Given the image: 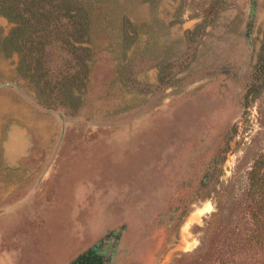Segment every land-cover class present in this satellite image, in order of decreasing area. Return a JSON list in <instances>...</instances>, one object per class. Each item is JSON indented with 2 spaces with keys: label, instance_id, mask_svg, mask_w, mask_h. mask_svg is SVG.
I'll return each mask as SVG.
<instances>
[{
  "label": "rangeland",
  "instance_id": "rangeland-1",
  "mask_svg": "<svg viewBox=\"0 0 264 264\" xmlns=\"http://www.w3.org/2000/svg\"><path fill=\"white\" fill-rule=\"evenodd\" d=\"M36 1L0 7V264L125 227L121 264H264V0Z\"/></svg>",
  "mask_w": 264,
  "mask_h": 264
},
{
  "label": "trees",
  "instance_id": "trees-1",
  "mask_svg": "<svg viewBox=\"0 0 264 264\" xmlns=\"http://www.w3.org/2000/svg\"><path fill=\"white\" fill-rule=\"evenodd\" d=\"M21 1L22 2L15 3L17 7H14L13 4L12 5L9 4V3H12L13 0H0V7L5 6L6 4L7 5L9 4L12 7L10 9H4V7L3 9L1 8L2 13L6 17H8L10 21L20 24L21 22H24L26 18H29L30 20H32L31 22L32 24L30 25L33 26L34 25L33 22L39 21L37 16L43 17V19L46 18L45 15H42V13H40L39 9L37 8L38 6L39 8L41 6L39 4L37 6L36 0H21ZM40 1H42L41 4H45V6L50 5L51 8H52V5H54L53 0H46V1L40 0ZM63 2L64 3L61 4L62 5L61 10L59 11L63 12V16L71 17L72 16L71 9L73 5L72 1L63 0ZM27 21L28 20H26V22ZM22 31H25V29L22 27L20 28L18 27V29H16V31L13 32V35L11 37H9L7 40H4L2 43L0 42V50L9 55L10 52L14 50L16 45L19 47L21 38L19 37V35L15 36V34L16 32H22ZM33 35L36 36V34H33ZM25 42H30L31 43L30 49L37 52L36 47L34 46L35 42L33 40L27 39ZM25 42L23 40L22 43H25ZM36 44L39 45L40 43H36ZM38 51L41 52L40 49H38ZM260 171H261L260 163H256L255 168H253L251 172L249 173L248 180H249L250 190L254 191L252 192V194L254 195H256L257 192L260 190L264 191L263 179L261 177L262 174L260 173ZM253 218L256 224L259 225V227H261V229L264 230V200L259 204L258 208L254 210ZM261 237L264 238V235H262Z\"/></svg>",
  "mask_w": 264,
  "mask_h": 264
},
{
  "label": "flooded vegetation",
  "instance_id": "flooded-vegetation-1",
  "mask_svg": "<svg viewBox=\"0 0 264 264\" xmlns=\"http://www.w3.org/2000/svg\"><path fill=\"white\" fill-rule=\"evenodd\" d=\"M252 18H254L253 11L250 12L251 22ZM195 151L196 156L203 153L196 149ZM195 177L193 181L196 179ZM125 228L107 231L94 245L72 260L70 264H121V258H124L122 255L126 253V251H122L121 245Z\"/></svg>",
  "mask_w": 264,
  "mask_h": 264
}]
</instances>
